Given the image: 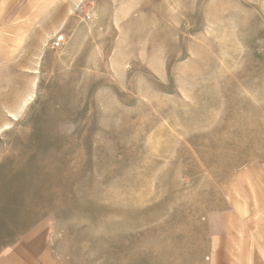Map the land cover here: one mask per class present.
<instances>
[{"label": "rangeland", "instance_id": "1", "mask_svg": "<svg viewBox=\"0 0 264 264\" xmlns=\"http://www.w3.org/2000/svg\"><path fill=\"white\" fill-rule=\"evenodd\" d=\"M61 1L0 67V251L213 264L223 180L264 173V0Z\"/></svg>", "mask_w": 264, "mask_h": 264}, {"label": "crops", "instance_id": "2", "mask_svg": "<svg viewBox=\"0 0 264 264\" xmlns=\"http://www.w3.org/2000/svg\"><path fill=\"white\" fill-rule=\"evenodd\" d=\"M59 3L62 1L0 0L1 68L12 67L20 53L31 52L28 47L33 38L54 35L56 25L49 34L45 26L63 18L62 9H56ZM221 190L225 207L219 211L213 264H264V173L253 167L233 173L223 180ZM0 264L61 262L47 238L31 231L0 251Z\"/></svg>", "mask_w": 264, "mask_h": 264}, {"label": "built area", "instance_id": "3", "mask_svg": "<svg viewBox=\"0 0 264 264\" xmlns=\"http://www.w3.org/2000/svg\"><path fill=\"white\" fill-rule=\"evenodd\" d=\"M66 41H67V38H66L65 34L57 35L51 41V48L52 49H60L63 47V45L65 44Z\"/></svg>", "mask_w": 264, "mask_h": 264}]
</instances>
